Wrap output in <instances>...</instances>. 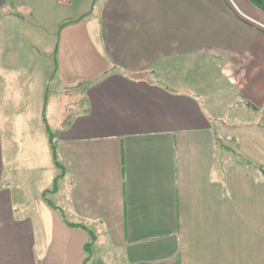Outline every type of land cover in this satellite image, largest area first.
<instances>
[{
  "label": "crops",
  "instance_id": "crops-1",
  "mask_svg": "<svg viewBox=\"0 0 264 264\" xmlns=\"http://www.w3.org/2000/svg\"><path fill=\"white\" fill-rule=\"evenodd\" d=\"M14 1L0 0V264H82L81 223L96 237L86 264L105 248L114 264H264V12L248 0H17L30 12L15 17ZM203 58L236 92L222 112L179 88ZM34 134L54 176L29 205L2 180ZM54 178L45 198L60 211L41 196Z\"/></svg>",
  "mask_w": 264,
  "mask_h": 264
},
{
  "label": "rangeland",
  "instance_id": "rangeland-1",
  "mask_svg": "<svg viewBox=\"0 0 264 264\" xmlns=\"http://www.w3.org/2000/svg\"><path fill=\"white\" fill-rule=\"evenodd\" d=\"M7 12L12 13L13 15H18L15 17H21L20 15L30 12V9L28 8V4L21 3L16 0L7 8ZM3 16L4 14L0 13V24ZM19 33L23 34L21 29H19ZM201 60L203 61L200 62ZM194 63L195 64L185 68L186 71L182 73L184 75L186 73L184 76L185 82L179 88L196 94L204 106L212 105V107H214V103L221 100V103L223 104L216 107L217 109L221 108L220 112H222V110H226V107H230L232 102L237 100V97L235 91L224 92L218 88L217 84L219 81L217 80V76L214 74L215 69L213 68L214 63H217V61L209 60V58H203L199 59L197 63ZM153 79L156 81L164 80L163 77L160 76H155ZM193 83L197 84V86L194 87ZM78 94V87H70V97L67 100L70 102V112L78 109ZM61 96L63 97L62 93ZM61 96L57 95L56 91L53 89V91L48 94L47 98L49 100L54 99L56 101V105L63 106L65 101ZM236 110L237 108H232L225 115L226 119L231 121V119L234 118L231 113ZM27 122L28 121H25L26 124ZM50 122H52L51 119ZM52 124L55 126L56 121L52 122ZM40 137L41 136H38V134L19 137L21 141L17 139L18 149L15 152V155L14 152H12L11 156L5 160L4 166L2 186L9 187L13 192L19 193L18 196H20L23 192L29 205L33 203L32 197L36 194V192L40 188L49 184L50 179L54 176L52 166L50 161L48 164L46 155L39 151H34V148L37 145L45 146V138L42 137L41 142ZM99 255L102 258L101 264H114L113 249L111 253L110 249H101Z\"/></svg>",
  "mask_w": 264,
  "mask_h": 264
},
{
  "label": "trees",
  "instance_id": "trees-1",
  "mask_svg": "<svg viewBox=\"0 0 264 264\" xmlns=\"http://www.w3.org/2000/svg\"><path fill=\"white\" fill-rule=\"evenodd\" d=\"M97 1H99V0H93L92 1V7L97 3ZM254 7H256V8H258L260 11H262V12H264V0H248ZM111 69H115V67L113 66V67H111ZM245 105H247L249 108H251L252 110H256V111H261V109L259 108V107H257V106H255V105H253L252 103H250V102H246L245 103ZM86 112V111H85ZM263 120H264V109L262 110V117H261V119H260V121H257V126L260 128V130H261V132H262V134H263V136H264V124H263ZM43 121H44V123H45V118L43 119ZM223 122V121H222ZM245 124H247V123H241V124H239V125H245ZM235 125H237V124H235ZM46 133H47V136H48V144H49V147H50V151H51V157H52V163H53V165H54V167H56L57 169H60V168H62V164L60 163V161L58 160V155H57V151H56V147H55V143H54V139H53V136H52V132L49 130V127L48 126H46ZM214 138H215V140L219 143V145H221V147H223L222 146V139H221V137L217 134V132L216 131H214ZM236 155V157H237V161H236V164L238 165V166H240V165H244V166H250V162L247 160V159H245L244 157H242L241 155H239V154H235ZM259 168H261V167H259ZM57 178V177H56ZM56 178H54L53 179V182H52V187H51V189L49 190V191H43L42 192V194H41V196H42V198L46 201V203L48 204V205H50V203L46 200V198H45V194L47 193V192H50V191H53L54 190V188H55V180H56ZM51 206V205H50ZM51 207H53V206H51ZM53 208H55V209H57V210H59L57 207H53ZM60 211V210H59ZM73 225H77V226H79V227H81V228H83V229H87V231H88V233H89V241L85 244V246H84V260H83V263L82 264H86L87 263V261H88V259L90 258V256H91V249H92V246H93V244H94V242H95V240H96V237H95V234L94 233H92L90 230H89V228H88V226L86 225V224H84V223H81V224H73Z\"/></svg>",
  "mask_w": 264,
  "mask_h": 264
}]
</instances>
